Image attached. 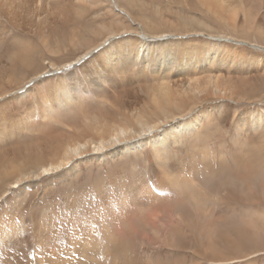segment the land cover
Returning <instances> with one entry per match:
<instances>
[{
  "label": "bare ground",
  "instance_id": "1",
  "mask_svg": "<svg viewBox=\"0 0 264 264\" xmlns=\"http://www.w3.org/2000/svg\"><path fill=\"white\" fill-rule=\"evenodd\" d=\"M0 264H264V0H0Z\"/></svg>",
  "mask_w": 264,
  "mask_h": 264
}]
</instances>
